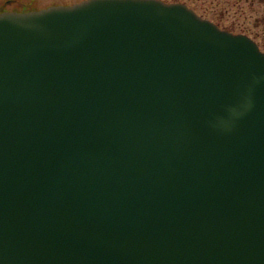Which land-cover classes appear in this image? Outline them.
<instances>
[{"label": "water", "instance_id": "obj_1", "mask_svg": "<svg viewBox=\"0 0 264 264\" xmlns=\"http://www.w3.org/2000/svg\"><path fill=\"white\" fill-rule=\"evenodd\" d=\"M0 264H264V53L182 3L0 13Z\"/></svg>", "mask_w": 264, "mask_h": 264}, {"label": "rangeland", "instance_id": "obj_2", "mask_svg": "<svg viewBox=\"0 0 264 264\" xmlns=\"http://www.w3.org/2000/svg\"><path fill=\"white\" fill-rule=\"evenodd\" d=\"M82 0H0L1 12H29L54 5H71ZM178 2L212 21L221 29L244 34L264 52V3L259 0H162Z\"/></svg>", "mask_w": 264, "mask_h": 264}, {"label": "trees", "instance_id": "obj_3", "mask_svg": "<svg viewBox=\"0 0 264 264\" xmlns=\"http://www.w3.org/2000/svg\"><path fill=\"white\" fill-rule=\"evenodd\" d=\"M260 1V3H264V0H259ZM173 2H175V1H173Z\"/></svg>", "mask_w": 264, "mask_h": 264}]
</instances>
